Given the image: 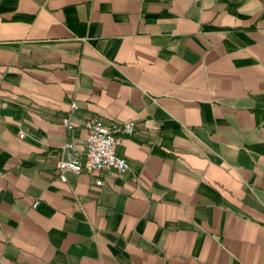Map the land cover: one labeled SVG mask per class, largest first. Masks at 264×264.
<instances>
[{
  "label": "crops",
  "instance_id": "crops-1",
  "mask_svg": "<svg viewBox=\"0 0 264 264\" xmlns=\"http://www.w3.org/2000/svg\"><path fill=\"white\" fill-rule=\"evenodd\" d=\"M0 264H264V0H0Z\"/></svg>",
  "mask_w": 264,
  "mask_h": 264
},
{
  "label": "built area",
  "instance_id": "built-area-1",
  "mask_svg": "<svg viewBox=\"0 0 264 264\" xmlns=\"http://www.w3.org/2000/svg\"><path fill=\"white\" fill-rule=\"evenodd\" d=\"M72 108L76 104L72 103ZM67 129L72 128L69 117L62 119ZM87 128L84 149L80 155L72 158H63L57 161L56 167L59 170L60 178L65 179V171L79 173L82 170L92 174L100 172L116 171L122 173L127 168V161L124 156L116 153L122 136L131 134L135 128V121L132 119L105 124L98 116H90L84 120ZM22 132L19 133L22 136ZM74 141L65 142L64 147H72ZM100 178L96 183H101ZM35 201L33 205L35 206Z\"/></svg>",
  "mask_w": 264,
  "mask_h": 264
}]
</instances>
